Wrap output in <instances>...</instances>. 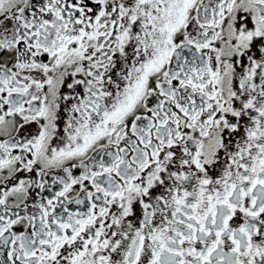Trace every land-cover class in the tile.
<instances>
[{
	"label": "snow or ice",
	"instance_id": "snow-or-ice-1",
	"mask_svg": "<svg viewBox=\"0 0 264 264\" xmlns=\"http://www.w3.org/2000/svg\"><path fill=\"white\" fill-rule=\"evenodd\" d=\"M0 264H264V0H0Z\"/></svg>",
	"mask_w": 264,
	"mask_h": 264
}]
</instances>
